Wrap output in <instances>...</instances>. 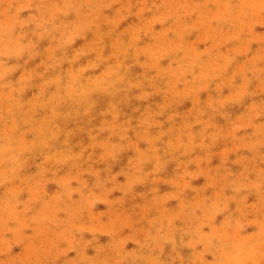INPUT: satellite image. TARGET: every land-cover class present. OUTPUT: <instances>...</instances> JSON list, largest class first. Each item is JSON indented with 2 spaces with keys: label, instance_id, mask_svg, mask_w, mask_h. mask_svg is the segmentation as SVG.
<instances>
[{
  "label": "bare ground",
  "instance_id": "bare-ground-1",
  "mask_svg": "<svg viewBox=\"0 0 264 264\" xmlns=\"http://www.w3.org/2000/svg\"><path fill=\"white\" fill-rule=\"evenodd\" d=\"M185 1L155 3L161 32L124 31L107 0H30L0 19L3 225L40 235L57 224L50 207L78 221L69 253L40 264H89L83 247L96 228L83 224L82 198L91 193L105 202L118 194L115 203L145 226L142 241L115 252L120 264H264V0ZM86 9L111 32L73 24ZM241 20L263 32L231 36ZM144 42L148 54L133 67ZM82 118L102 131L101 143ZM125 133L134 138L124 142ZM144 199L153 202L147 217ZM20 203L30 209L22 217Z\"/></svg>",
  "mask_w": 264,
  "mask_h": 264
},
{
  "label": "rangeland",
  "instance_id": "rangeland-1",
  "mask_svg": "<svg viewBox=\"0 0 264 264\" xmlns=\"http://www.w3.org/2000/svg\"><path fill=\"white\" fill-rule=\"evenodd\" d=\"M30 0H0V19L2 17L13 16L14 9L19 5L22 10L25 9V4H27ZM40 1V0H39ZM52 1V0H48ZM59 1V0H58ZM160 0H107L109 3L112 4V13L115 16V19L124 25V31L131 30V31H154L155 29L159 32L164 30L163 25H161L162 14H158L154 9L156 8L155 3H159ZM195 0H186L185 3L194 2ZM115 5H117L120 9L119 13L115 15L113 11ZM86 13L81 12L78 13L75 18L73 19V24H85L86 22L90 23L91 25L100 24L104 27L102 28L103 34L107 32H111L112 24L108 20L102 19L100 21V16H98L97 10L94 9H86ZM86 18V19H85ZM173 18V17H172ZM221 18V17H220ZM91 19V20H88ZM224 21L223 19H220ZM252 26V28H251ZM150 28V29H149ZM86 31L85 38L87 41L89 40V29L84 28ZM246 31H253V32H263V27L260 23L256 22L255 20L253 23L250 22H243L241 20L240 23L236 24L233 27L232 35H239L243 37L245 35L244 32ZM109 33L105 36H108ZM187 36V35H186ZM192 39V38H190ZM92 42V41H91ZM196 46V43H192ZM198 47L202 48L203 43H197ZM92 46L90 47V49ZM89 49V50H90ZM140 51L138 52L137 57H133L132 66L138 67L137 62L142 58H144L147 54V45L146 42L142 44L139 48ZM206 49V48H205ZM204 50V49H201ZM24 60L23 58H20ZM29 61L35 64L42 63L36 57L29 56ZM22 63V62H21ZM23 64V63H22ZM245 103L241 105V108L244 106ZM130 110H128V113ZM236 109L228 110V114L233 116L235 114ZM235 117V115H234ZM235 119V118H233ZM87 118H82V122H86ZM246 123H253L255 120L248 115L245 116ZM87 123L88 130H98L99 128L94 127L91 122ZM82 124V123H81ZM148 130V129H147ZM93 135H96L97 139L101 143V138L103 136L102 131H95ZM141 137H143V133L140 132ZM124 142H128L132 140L130 134H124ZM114 138L111 136L108 138L104 145H110ZM140 141V140H139ZM213 157L212 163L215 164L218 162V152L216 151L214 154L211 150H208ZM90 156L95 155L93 151L89 150ZM89 156V157H90ZM206 158V157H205ZM97 166L101 165V160L95 162ZM180 169L176 172L178 174ZM34 169L27 171L26 176H32ZM63 175H66V171L62 172ZM175 174V175H176ZM52 188V187H51ZM0 189L8 194V189L5 187H0ZM162 195H168V190L170 191L169 185H161ZM50 194V191H48ZM49 194H46V198L49 200L51 197ZM168 197V196H167ZM166 197V199H167ZM164 199L163 205L168 207L167 203L168 200ZM118 200V194H114L108 202H105L101 197L97 194H89L82 198V201L85 203L87 208L84 207L85 219H83V224L89 227H95L96 233L94 240H86L84 247L86 250V257L85 260L89 264H120L119 253L122 250H127L133 247L132 243H137L143 240L144 236V228L142 224L138 223V219L135 218V215L130 209H122L119 203H115ZM140 206V215L143 217L148 216V212L150 207H152L153 202L144 199L143 202H139L137 204ZM117 208H121L122 213V221L118 219L119 216L115 210ZM137 208V207H136ZM16 212L20 214L22 217L25 213H27L30 209H25L23 204L16 205L15 207ZM49 216L56 218L57 224L54 229L47 230L43 229L40 230V235H33L30 231L36 229V226H25L21 235L23 237H18L13 233L7 224L3 225L4 222L7 220V213L4 208L0 205V264H24V263H34L40 264L43 259L49 257L53 254H60L62 252L69 253V250L66 246L64 247V243L67 245V238L66 236L68 233H74L76 225H78V221L71 223L62 220V215L56 210V208H48ZM29 228V229H28ZM38 236V237H36ZM30 238V239H28ZM28 239V249L22 248V244L25 240ZM60 243L62 250H58L57 253L54 249L56 248L57 243ZM26 244V243H25ZM120 251H117V249ZM117 252V253H115ZM15 255V256H14ZM51 257V256H50ZM52 259V258H51ZM81 262V263H80ZM85 264L84 259H79V264Z\"/></svg>",
  "mask_w": 264,
  "mask_h": 264
}]
</instances>
